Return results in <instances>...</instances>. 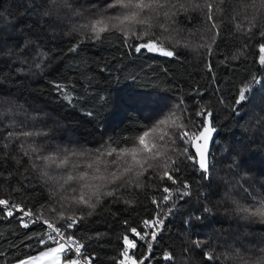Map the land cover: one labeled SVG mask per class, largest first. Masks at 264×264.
Returning <instances> with one entry per match:
<instances>
[{
	"label": "trees",
	"instance_id": "1",
	"mask_svg": "<svg viewBox=\"0 0 264 264\" xmlns=\"http://www.w3.org/2000/svg\"><path fill=\"white\" fill-rule=\"evenodd\" d=\"M41 5L46 6V0H0V95L15 99L29 111L33 106H38L58 117L62 127L56 133L58 139L53 141L48 151L52 152L56 144L68 145L70 140L77 143L69 146L96 150L109 137L118 135L127 138L142 134L147 130L144 126H153L179 103V97L184 98L190 114L201 107L211 109L218 132L212 175L210 179H204L192 164L182 167L181 179L187 181L189 195L181 200L174 194L173 201L162 206L165 225L154 244L155 256L150 264H166L163 259L165 252L183 254L188 239H204L206 235H211L214 241L222 243L221 232L229 239L242 235L245 230L243 223L233 215L234 205L225 198V193L232 192L234 198L243 204H249L250 200L241 188L226 183L221 177L238 181L249 191L255 188L264 193V130L255 129L254 121L250 119L254 105L258 104L261 97L260 85L255 86L253 100L241 107L239 114L233 111L235 90L232 85L249 74L264 77V66L258 62L261 55L259 36L248 40L243 33H237L234 27L235 23L242 22L247 28V22L225 18V38L220 41L218 54L211 58L214 82L204 66L208 59L205 49H199L201 55L198 57L191 49L181 46L176 49L179 53L177 59L147 52L136 53L133 48L123 44L122 33L112 28L107 21L97 25V28L105 25L109 28L108 32L100 33L99 41L86 39L80 33L68 36L65 33L70 31V24L49 23L41 15L44 10ZM74 7L87 8V0H75ZM107 14L117 13L109 10ZM190 16L189 21L179 24L182 31L177 38L181 45L185 42L193 45L204 43L210 37L206 25L199 13ZM134 31L139 33L144 29L137 26ZM79 40L85 42L75 52H69L68 49ZM33 41L40 45L39 51L51 57L43 74H33V58L38 51L32 45ZM134 42V39L128 41L129 44ZM242 44L247 47L242 49ZM241 53L240 59H232ZM225 57L228 62L221 64L220 61ZM22 58L33 65L32 71L21 65ZM21 68L23 71H18ZM54 83L69 85L68 92L73 100H63L53 87ZM217 86L219 92L216 91ZM197 88L202 95L194 96V89ZM219 96L224 97V103L218 102ZM254 110L259 111V108ZM162 131L166 132L167 129ZM134 146L132 143L124 145L125 148ZM168 147L179 152L184 145L177 141L174 146ZM169 154H172L171 151ZM11 155L20 159L18 149L12 150ZM234 161L239 167L229 169L228 166ZM85 163L79 162L81 169L85 168ZM103 163L101 161V171L95 173L97 177L107 175ZM97 166L93 164V169ZM5 167V176L12 172L14 179L0 180V184L7 190L0 191V196L11 193L19 202V195L11 190L26 183L33 189L28 192L30 203L39 209L49 195V188L41 172L32 170L26 161L20 166L9 161ZM54 170L53 165L49 171ZM60 174L62 180L66 181L68 173ZM91 176L90 173L88 180L83 183H105L100 179L92 180ZM242 176L250 180L245 183L241 180ZM108 179L111 177L108 176ZM73 183L77 182H68ZM157 185L162 188L170 185V182H160L155 174L149 173L143 181V187H120L115 197L102 196L95 209L84 208L78 211L74 208L68 213L85 217L76 234L86 245V253L97 257L95 264H112L111 258L119 259L121 237L126 228L137 227L139 231L141 221L151 219L157 211L151 203L152 198L159 200L164 195L162 191L155 190ZM110 187L102 191L110 190ZM91 190L85 189L86 192ZM252 194L256 195V192ZM173 203L175 207L168 215L167 209ZM206 207L211 208V212H205ZM89 212L92 214L88 215ZM125 220L129 222L128 225L124 224ZM225 230H230L231 236ZM247 231L251 235L245 237L246 244L260 240L258 234L264 233V226L254 224ZM26 232L29 230L24 229L15 218L0 216V264H15L16 257L37 254L23 247ZM260 247L264 245L256 244L247 255L256 259ZM140 251L146 252L147 249L142 247ZM191 258L194 264H201L204 259L198 252H193Z\"/></svg>",
	"mask_w": 264,
	"mask_h": 264
},
{
	"label": "snow or ice",
	"instance_id": "2",
	"mask_svg": "<svg viewBox=\"0 0 264 264\" xmlns=\"http://www.w3.org/2000/svg\"><path fill=\"white\" fill-rule=\"evenodd\" d=\"M74 3L75 0H46V6L41 5L44 8L41 15L52 24H70V31L65 35L80 33L84 34L86 39L94 38L98 41L100 33L108 32L109 28L107 25L97 28V25L107 21L112 28L122 33L123 44L133 48L136 53L147 52L177 59L179 53L176 49L181 46L191 49L198 57L201 55L199 49H205L208 59L204 66L214 82L211 58L218 54L220 41L225 38L223 35L225 18L231 21H246L247 28L242 22L235 23L234 27L237 33H243L248 40L259 36L261 55L258 62L264 66V0H87L88 7L81 9L74 7ZM109 10L117 14L108 15ZM192 13L200 14L210 37L201 44L185 42L181 45L177 38L182 31L179 24L189 21ZM137 26L144 31L135 32ZM129 39H134L135 42L129 44ZM84 42L77 41L68 49L69 52H75ZM31 43L38 49L33 58L35 68L33 74H43L51 57L39 51L38 43L34 41ZM245 47L247 45H241L242 49ZM241 55L242 53L235 55L232 59H240ZM227 62V57L220 61L221 64ZM20 63L32 71L33 65H29L26 59H20ZM18 71L22 72L23 68ZM249 76L232 85L235 90V96L232 98L233 111L239 114L240 108L253 100L255 86L260 85L261 97L258 104L254 105V109L258 107L259 111L253 109L250 119L254 121L255 129L264 130V77L252 74ZM53 87L63 100L68 102L73 100V96L68 92L69 85L54 83ZM216 91H220L218 86ZM195 95H202L198 88L194 89ZM177 99L179 103L153 126L145 125L147 130L142 134L127 138L118 135L109 137L102 147L96 150L69 146L77 143L70 140L68 145L56 144L54 150L49 152L48 148L58 139L56 133L62 127L58 117L38 106H33L29 111L15 99L0 95V169H3L0 170V180L14 179L12 172L5 176L7 171L5 165L9 161H14L18 166L26 161L32 170L41 172L45 185L49 188L46 202L41 204L39 209L30 203L28 192L33 189L26 183L11 190L19 195V202L11 193L0 196V216L15 218L24 229L29 230L25 233L23 247L37 253L16 257L15 264H93L97 257L86 253V245L76 234L85 217L68 213L74 208L78 211L84 208L95 209L102 196L115 197L116 190L120 187L129 185L143 187V181L152 173L160 182L168 181L170 185L162 188L156 186V191L164 193L159 200L155 197L151 200L157 211L152 214L151 219L145 218L141 221L139 231L137 227L126 228L125 234L121 237L120 258H111L112 264H150L155 256L154 244L165 225L162 206L173 201V194L181 200L189 195L188 191H181L182 188L189 187L187 181L181 179L182 167L192 164L204 179H210L212 169L215 167L213 134L217 129L213 122V111L201 107L190 114L184 98ZM217 100L224 103L223 96L217 97ZM165 128L167 131H162ZM149 137L152 139L149 140ZM177 141L184 145L182 151L177 152L174 148L168 147L174 146ZM129 143L135 146L125 148L124 145ZM17 149L20 159L11 155V151ZM173 156L176 158L173 159ZM80 161L86 162L84 169L80 168ZM101 161H104L103 169L107 175L97 177L95 173L101 171ZM93 164L98 166L93 169ZM53 165L55 170L59 171L50 172L49 169ZM228 167L235 169L239 166L234 161ZM61 172L68 173L66 181L62 180ZM73 172L77 174H72ZM90 173L92 180L100 179L105 183L95 185L83 183L88 180ZM108 176L111 179H108ZM221 179L241 188L250 200L249 204H243L234 198L232 192L225 193V198L231 200L234 205L233 215L243 223L245 229L243 234L229 239L221 232L222 243L214 241L211 235H206L204 239H188L183 254L164 253L163 259L166 264H194L191 258L193 252H198L204 258L201 264H264V247L259 248L256 259L247 255L256 244L264 245V233L258 234L261 237L258 241H249L247 244L244 242L245 237L251 235L247 231L248 227L254 224L264 226V193L255 188L249 191L238 181H229L224 177ZM241 180L247 183L250 178L242 176ZM69 181L77 183L68 184ZM109 186L110 190L102 191ZM89 188L92 190L86 192L85 189ZM0 191H7L2 184ZM253 191L256 195L252 194ZM174 207L173 203L167 209L168 215L172 213ZM204 210L211 212V208L206 207ZM124 224L128 225L129 222L125 220ZM225 231L231 236L230 230ZM196 235L200 236L199 233ZM142 247H146L147 251H140Z\"/></svg>",
	"mask_w": 264,
	"mask_h": 264
},
{
	"label": "water",
	"instance_id": "3",
	"mask_svg": "<svg viewBox=\"0 0 264 264\" xmlns=\"http://www.w3.org/2000/svg\"><path fill=\"white\" fill-rule=\"evenodd\" d=\"M217 135H218V132L216 131V132L213 134V136H214V141H216V137H217Z\"/></svg>",
	"mask_w": 264,
	"mask_h": 264
},
{
	"label": "built area",
	"instance_id": "4",
	"mask_svg": "<svg viewBox=\"0 0 264 264\" xmlns=\"http://www.w3.org/2000/svg\"><path fill=\"white\" fill-rule=\"evenodd\" d=\"M187 191L189 190V188L186 189ZM174 195V194H173ZM93 264H95V260L93 261Z\"/></svg>",
	"mask_w": 264,
	"mask_h": 264
}]
</instances>
